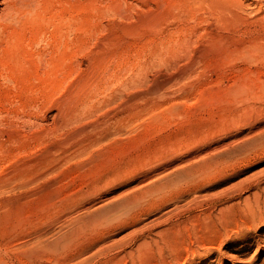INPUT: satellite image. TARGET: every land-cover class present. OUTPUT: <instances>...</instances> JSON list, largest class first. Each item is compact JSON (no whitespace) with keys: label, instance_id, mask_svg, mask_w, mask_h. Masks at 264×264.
Here are the masks:
<instances>
[{"label":"rangeland","instance_id":"374dc122","mask_svg":"<svg viewBox=\"0 0 264 264\" xmlns=\"http://www.w3.org/2000/svg\"><path fill=\"white\" fill-rule=\"evenodd\" d=\"M21 1L0 0V264H264V0ZM164 74L175 96L96 145Z\"/></svg>","mask_w":264,"mask_h":264},{"label":"bare ground","instance_id":"6f19581e","mask_svg":"<svg viewBox=\"0 0 264 264\" xmlns=\"http://www.w3.org/2000/svg\"><path fill=\"white\" fill-rule=\"evenodd\" d=\"M7 1V0H6ZM21 1V0H20ZM22 2V1H21ZM20 2V4H22ZM202 2H203V0H202ZM6 3V2H5ZM14 3H16V2H14ZM13 3V4H14ZM18 4V3H17ZM28 4V3H27ZM30 4V3H29ZM6 6V5H5ZM20 6V5H19ZM210 7V6H209ZM7 8H8V5H7ZM11 8H12V6H11ZM26 9V8H25ZM220 9V8H219ZM227 9V8H226ZM17 10V9H16ZM22 10H23V8H22ZM218 10V9H217ZM216 10V11H217ZM4 11V10H3ZM24 11V10H23ZM8 12V11H7ZM12 12V11H11ZM10 12V13H11ZM14 12V11H13ZM16 12V11H15ZM28 12V11H27ZM5 13H6V11H5ZM193 13V12H192ZM204 13H206V12H204ZM25 15V14H24ZM157 15V13L156 12H153L152 13V16H156ZM200 15V14H199ZM207 15V14H206ZM192 14H191V17L189 18V19H191L192 18ZM198 17V16H197ZM197 17H195V18H197ZM201 17V16H200ZM200 17H198V18H200ZM206 17V16H205ZM211 16H209V18H210ZM218 17V16H217ZM181 18V17H180ZM204 18V17H203ZM208 18V17H207ZM175 19H176V17H175ZM193 19V18H192ZM191 19V20H192ZM200 19H202V18H200ZM200 19H198V20H200ZM205 19V18H204ZM203 19V20H204ZM219 19V18H218ZM178 20V19H177ZM193 21V20H192ZM191 21V22H192ZM204 21H206L205 23H208V21L207 20H204ZM211 21V20H210ZM194 22H198L197 21V19H196V21H195V19H194ZM199 22H202V20L201 21H199ZM204 23V22H203ZM210 23V22H209ZM203 25V24H202ZM201 25V26H202ZM196 26H197V24H196ZM203 27V26H202ZM202 27H200V28H202ZM208 27V26H207ZM80 28V27H79ZM84 28V27H83ZM188 28V27H187ZM192 28V27H191ZM199 28V29H200ZM81 29V28H80ZM179 29V28H178ZM178 29H176V30H178ZM186 29V28H185ZM184 29V30H185ZM189 29V28H188ZM205 26H204V31H205ZM190 31L192 30V29H189ZM195 30V29H194ZM202 30V29H201ZM86 30H84V32H85ZM173 32V30H169V32ZM181 30L179 29V32H178V34H181V32H180ZM190 31H189V34H190ZM193 31V30H192ZM196 31V30H195ZM204 31H203V33H204ZM207 31V30H206ZM83 32V31H82ZM185 32V31H184ZM174 33H176L177 34V31L176 32H174ZM202 33V34H203ZM173 33H170L169 35H166V37L164 38L165 39V41L163 40V38L161 37V39L160 38H158V39H160L161 41H160V44H161V48H157V50L158 49H164V50H160V51H158V56H159V58H162L161 56H166L167 57V61L168 62H171V57H175V56H177V54H176V51H177V49H182V48H184V45H186V44H184L185 42H183V44L184 45H182V44H178V39L180 38H178V39H176V38H172L173 36H171ZM184 34V33H183ZM186 34H188V33H186ZM192 34V33H191ZM196 35V34H195ZM198 35V34H197ZM201 34H199V36H200ZM167 36H168V38H167ZM174 36H175V34H174ZM177 36V35H176ZM175 36V37H176ZM190 36H193V35H190ZM207 36V35H206ZM182 37V36H181ZM197 38H200V37H197ZM204 38V37H203ZM83 39V38H82ZM84 39H85V37H84ZM168 39V40H167ZM181 39V38H180ZM188 39V38H187ZM191 39V38H190ZM178 40V41H177ZM184 40V39H183ZM198 40V39H197ZM86 41V40H85ZM84 41V42H85ZM159 41V40H158ZM163 41H164V43H163ZM188 41V40H187ZM191 41H193V37H192V40ZM179 42H181V41H179ZM197 42V41H196ZM87 43V42H86ZM188 43V42H187ZM159 44V43H158ZM205 44H207V42L205 43ZM190 45V44H189ZM203 45H204V43H203ZM85 46V45H84ZM87 46V45H86ZM85 46V47H86ZM121 46V45H120ZM120 46H118V47H120ZM158 46V45H157ZM176 46V47H175ZM188 46V45H187ZM118 47H117V49H118ZM163 47V48H162ZM185 48H186V46H185ZM86 49V48H85ZM141 49V48H140ZM187 49V48H186ZM191 49H193V47L191 48ZM191 49H190V51H191ZM138 50V49H137ZM136 50V51H137ZM156 50V51H157ZM178 50V51H179ZM188 50V49H187ZM116 51V50H115ZM126 51V50H125ZM127 52V51H126ZM137 52H139V50L137 51ZM155 52V51H154ZM180 52V51H179ZM178 52V53H179ZM195 52V51H194ZM221 52V51H220ZM108 53V52H107ZM122 53V51L120 52V54ZM124 53V52H123ZM135 53V52H134ZM152 53V52H151ZM186 53H188V51L186 52ZM193 53V52H192ZM197 53V52H196ZM195 53V54H196ZM219 53V52H218ZM126 54V53H125ZM128 54V53H127ZM127 54L125 55V57L127 58V60H126V58H125V61H128V57H127ZM155 54V55H156ZM185 54V53H184ZM217 54V53H216ZM221 54V53H220ZM104 55H106V54H104ZM138 55V54H137ZM136 55V56H137ZM149 55V54H148ZM154 55V54H153ZM190 55H192V54H190ZM197 55V54H196ZM111 56V55H110ZM109 56V58H110V60H111V57ZM129 56H131V55H129ZM141 56V53H139V55L137 56V57H140ZM144 56V55H143ZM163 56V57H164ZM178 56H179V54H178ZM219 56V55H218ZM105 57V56H104ZM116 56H114V58H115ZM122 57V56H121ZM132 57V56H131ZM134 57V56H133ZM149 57V56H148ZM155 57V56H154ZM182 57V56H181ZM186 57L188 58V55H186ZM191 57V56H190ZM194 57V56H193ZM221 57V56H220ZM113 58V57H112ZM120 58V57H119ZM158 58V57H157ZM178 59L180 58V57H177ZM122 59H124V57L122 58ZM139 59V58H138ZM137 59V60H138ZM142 59V58H141ZM148 59V58H147ZM146 59V60H147ZM155 59V58H154ZM175 59V58H174ZM190 59V58H189ZM108 60V59H107ZM121 60V59H120ZM119 60V61H120ZM134 60H136V59H134ZM146 60H144V61H146ZM160 60V59H159ZM195 60V59H194ZM109 61V60H108ZM112 61V63H113V60H111ZM111 61H110V63H111ZM125 61H123V62H125ZM143 61V62H144ZM152 61V60H151ZM153 61H156V60H153ZM162 61V60H161ZM166 61V62H167ZM173 61V60H172ZM105 62V61H104ZM118 62V61H117ZM131 62V61H130ZM157 62V61H156ZM156 62H155V64H156ZM165 62V61H164ZM181 62H183V61H181ZM180 62V63H181ZM187 62H189V61H187ZM111 63V64H112ZM129 63V62H128ZM135 63V62H134ZM134 63H130L129 64V66H131V64H132V68L134 67L133 65H134ZM138 63V62H137ZM140 63V62H139ZM142 63V62H141ZM140 63V64H141ZM147 63V62H146ZM172 63V62H171ZM176 63V62H175ZM191 63V62H190ZM117 64V63H116ZM165 64V63H164ZM176 64H179V63H176ZM194 63H192V65H193ZM75 65V64H74ZM104 65V64H103ZM102 65V67H104ZM107 65V64H106ZM105 65V66H106ZM124 65V64H123ZM128 65V64H127ZM138 65V64H137ZM143 65V64H142ZM157 65H159V64H157ZM166 65H167V63H166ZM169 65V64H168ZM186 65V64H185ZM192 65H190V66H192ZM76 66V65H75ZM121 66V65H120ZM119 66V67H120ZM125 66V65H124ZM128 66V67H129ZM135 66H136V64H135ZM148 66H150L151 67V65H149V60H148ZM154 66V65H153ZM160 66V65H159ZM175 66V65H174ZM177 66V65H176ZM184 66V65H183ZM187 66V65H186ZM189 66V65H188ZM114 67H115V65H114ZM127 67V66H126ZM126 67H124V69L126 68ZM130 67V69H132ZM167 67V66H166ZM171 67H172V65H171ZM182 67V66H181ZM115 68H117V65H116V67ZM140 68H141V66H140ZM142 68H144V66L142 67ZM157 68V67H156ZM177 68H178V66H177ZM75 69H77V68H75ZM101 69V68H100ZM104 69H105V67H104ZM107 69V68H106ZM112 69H114V68H112ZM128 68H126V70H127ZM155 69V68H154ZM184 69V68H183ZM186 69V68H185ZM185 69H184V71H185ZM187 69H189V67H187ZM192 69V68H191ZM79 70V69H78ZM142 71H143V69H141ZM149 70V69H148ZM176 70H178V71H180L179 69H176ZM181 70H182V68H181ZM190 70V69H189ZM194 70V69H193ZM129 71H131V70H129ZM137 71V70H136ZM141 71V72H142ZM144 71H146V69L144 70ZM143 71V72H144ZM150 71V70H149ZM192 71V70H191ZM103 72V71H102ZM107 72V71H106ZM108 72H109V70H108ZM112 72V71H111ZM115 72V71H114ZM113 72V73H114ZM125 72V71H124ZM134 71H132L131 73H133ZM140 72V71H139ZM138 72V75L140 74ZM154 72V71H153ZM159 72V71H158ZM157 72V73H158ZM175 72V71H174ZM189 72V71H188ZM122 73V72H121ZM120 72L118 73V74H121ZM130 73V72H129ZM150 73H152V72H150ZM180 73H182V71L180 72ZM184 73V72H183ZM108 74V73H107ZM106 74V75H107ZM118 74H115L116 76L118 75ZM135 74V73H134ZM141 74H143V73H141ZM145 74V73H144ZM148 74V73H147ZM153 74V73H152ZM184 74H187V73H184ZM97 75V74H96ZM104 75V74H103ZM112 75V74H111ZM114 75V74H113ZM154 75V74H153ZM165 75V74H164ZM99 76V75H98ZM116 76H115V78H116ZM120 76V75H119ZM123 76V75H122ZM127 76V75H126ZM152 76V75H151ZM160 76V75H159ZM173 76H175L174 74H173ZM173 76L171 75V76H167V75H165V76H162V77H160V79H158V80H156L155 81V83H153L154 85L152 86V87H150L148 90H146L145 89V91H138V90H136V88L135 89H133V90H135V91H138L137 92V94H135L134 95V97H132V98H130V97H128V98H130L129 100H128V102H127V106H126V108L125 109H122V110H120L119 112H117V111H115V112H113V114L112 115H110V114H108V115H110L108 118H107V120H102V121H100V123H99V120H98V117H97V115H96V119L98 120V123L96 124V129L97 128H101V130L103 131V133H101V134H98L94 139V141H96L95 142V144L96 145H98L99 144V142L101 143V140H104L107 136H110L111 134H112V132H110V130H109V128L106 130V127L108 126V125H110V122H112V124L113 125H116L115 127L117 128V131H116V133H118V131H122L123 130V128H125L126 129V125L128 126V123H131L135 118L137 119V117H135V116H131L133 113H134V111L135 112H137V109L139 108V110H141V109H144V108H151L152 109V107H153V109L155 110V109H158V108H156L157 106H159L162 102H161V100L162 101H167L168 102V100H170L172 97H174L175 95V93H176V91H175V93L173 94V93H165V85H167V84H169L171 81H172V79H173ZM182 76V75H181ZM189 76H191V75H189ZM97 77V76H96ZM103 77V76H102ZM112 77V76H111ZM130 77V76H129ZM141 77H143L142 75H141ZM144 77H145V75H144ZM143 77V78H144ZM147 77V76H146ZM187 77V76H186ZM95 78V77H94ZM93 78V79H94ZM100 78V77H99ZM104 78H105V76H104ZM119 78H122V77H119ZM124 78H125V75H124ZM138 78V77H137ZM149 78V77H148ZM153 78V77H152ZM185 78V77H184ZM183 78V79H184ZM190 78V77H189ZM103 79V78H102ZM106 79V78H105ZM108 79V78H107ZM157 79V78H156ZM182 79V78H181ZM98 80H100V79H98ZM104 80V79H103ZM108 80H111L110 78L108 79ZM120 80V79H119ZM127 80V78H125V79H123V81H126ZM180 80V79H179ZM188 80V79H187ZM114 81H117L116 79H114ZM113 81V82H114ZM136 81H137V79H136ZM141 81V80H140ZM146 81H149V80H147L146 79ZM145 81V82H146ZM182 81V80H181ZM184 81V80H183ZM95 82V81H94ZM119 82V81H118ZM135 81H134V79H132V81H131V79L129 80V84L131 85L132 84V86L134 85L133 83H134ZM215 82V81H214ZM97 83H99V81L97 82ZM102 83H104L103 81H102ZM128 83H127V85H128ZM137 83H138V81H137ZM137 83H135V84H137ZM124 84V83H123ZM116 85H117V83H116ZM118 85H119V83H118ZM142 85V84H141ZM140 85V86H141ZM146 85V84H145ZM174 85V84H173ZM176 85V84H175ZM174 85V86H175ZM100 86V85H99ZM105 86V85H104ZM129 86V85H128ZM137 86V85H136ZM168 86V85H167ZM171 86V85H170ZM91 87V86H90ZM96 87V86H95ZM94 87V88H95ZM116 87V86H115ZM124 87H126V86H124ZM146 87V86H145ZM173 87V86H172ZM181 87V86H180ZM102 89H103V85H102V87H101ZM100 88V89H101ZM112 88V87H111ZM110 88V89H111ZM117 88V87H116ZM127 88V87H126ZM134 88V87H133ZM140 88V87H139ZM142 88V87H141ZM234 88H236V87H234ZM99 89V88H98ZM101 89V90H102ZM113 89H114V87H113ZM128 89V88H127ZM132 89V88H131ZM169 89H170V87H169ZM231 89H233V88H231ZM240 89H242V87H240ZM91 90V89H90ZM90 90H88L87 92H89ZM106 90V89H105ZM114 90H117V91H113V95H111L109 98H107L106 97V99H105V101L103 100V102H106V104H108V105H111V104H109V101H115L116 102V100L117 99H119L120 100V98H121V93L123 92L122 90L123 89H120V87L118 88V89H114ZM125 91H126V89H124ZM129 90V89H128ZM127 90V91H128ZM140 90V89H139ZM166 90H168V89H166ZM182 90H185V89H182ZM181 90V91H182ZM229 90V89H228ZM237 90V89H236ZM97 91V90H96ZM111 91V90H110ZM124 91V92H125ZM132 91V90H131ZM130 91V92H131ZM161 91V93H159ZM186 91V90H185ZM92 92V91H91ZM106 93L108 92V91H105ZM104 92V93H105ZM129 92V91H128ZM183 92V91H182ZM181 92V93H182ZM90 93V92H89ZM88 93V94H89ZM95 93V92H94ZM93 93V94H94ZM99 93V92H98ZM97 93V94H98ZM101 93V92H100ZM111 93V92H110ZM127 93V92H126ZM178 93V92H177ZM180 93V92H179ZM178 93V94H179ZM108 94V93H107ZM123 94V93H122ZM174 96H173V95ZM177 94V95H178ZM183 94V93H182ZM234 94V93H233ZM236 94H238V93H235V95ZM181 95V94H180ZM179 95V96H180ZM229 95H230V93H229ZM94 97H95V95H93ZM98 96V95H97ZM103 96H104V94H103ZM102 96V97H103ZM130 96V95H129ZM184 96V95H183ZM183 96H182V99H183ZM234 96V95H233ZM102 97H101V99H102ZM105 97V96H104ZM192 97V96H191ZM237 97V96H236ZM95 98H97V97H95ZM123 98V97H122ZM139 98H141L142 100H143V102H144V104H142V105H140V104H138V101L140 100ZM178 98V97H177ZM180 98V97H179ZM178 98V99H179ZM92 99H94V98H91L90 100H92ZM98 99V98H97ZM97 99H96V101H97ZM236 99V98H235ZM89 100V99H88ZM89 100V101H90ZM99 100V102H101L100 101V99H98ZM156 101L155 103H153V101ZM173 100H174V98H173ZM175 100H176V98H175ZM180 100H181V98H180ZM180 100H177V101H180ZM95 101V100H94ZM150 101H152V103L150 102ZM172 101V100H171ZM245 100L243 99V102H244ZM85 102V101H84ZM87 102V101H86ZM103 102L101 103V104H103ZM142 102V103H143ZM166 102V103H167ZM175 102V101H174ZM217 102V101H216ZM221 102V101H220ZM234 102H235V100H234ZM242 101H240L239 103H241ZM92 103V102H91ZM98 103V102H97ZM114 103V102H113ZM119 103V102H118ZM121 103V102H120ZM120 103H119V105H120ZM151 103V104H150ZM222 103H225V101L224 102H222ZM230 103H232V102H230ZM236 103H238V102H236ZM88 104V103H87ZM86 104V105H87ZM95 104V103H94ZM117 104V103H116ZM122 104V103H121ZM169 104V103H168ZM167 104V105H168ZM228 104V103H227ZM233 104V103H232ZM242 104V103H241ZM82 105V104H81ZM88 105H90V104H88ZM87 105V106H88ZM96 105V104H95ZM100 105V104H99ZM99 105H98V107H99ZM107 105V106H108ZM113 105V104H112ZM244 105V104H243ZM101 106H105V105H101ZM115 106V105H114ZM237 106V105H236ZM84 106H82V108H83ZM90 107H91V105H90ZM98 107H96V109L98 108ZM76 108V107H75ZM81 108V107H80ZM84 108H86V107H84ZM93 108V107H92ZM95 108V107H94ZM106 108H108V110L110 109L109 107H105L104 109H106ZM78 109H79V107H78ZM87 109V108H86ZM89 109H91V108H89V106H88V109H87V112L86 113H88V112H90V111H88ZM103 109V110H104ZM84 110V109H83ZM101 109H99L98 111H100ZM113 110H114V108H113ZM74 111V110H73ZM97 111V112H98ZM106 110H104V112H105ZM149 111V110H148ZM153 110H151V112H152ZM94 112V111H93ZM96 112V113H97ZM112 112V111H111ZM234 112V111H233ZM77 112H76V110H75V112H74V114H76ZM80 113H82V111L80 112ZM84 113V112H83ZM101 113V112H100ZM149 113V112H148ZM230 113V112H229ZM73 114V113H72ZM85 114V113H84ZM83 114V115H84ZM107 115V116H108ZM243 116V114H240L239 116ZM78 117L80 116V115H77ZM82 116V115H81ZM138 116V115H137ZM246 116H249V115H246ZM100 117V116H99ZM141 117V116H140ZM234 117V116H233ZM236 117V116H235ZM245 117V116H244ZM244 117H242V119L240 118V120H245V119H243ZM73 118H75V117H73ZM232 118V117H231ZM82 119H83V117H82ZM221 119V118H220ZM219 119V120H220ZM224 119V118H223ZM233 119H235V118H233ZM248 119V118H247ZM75 120H77V118L75 119ZM78 120H80L79 118H78ZM95 120V119H94ZM230 121H231V119H229ZM239 119H237V121H238ZM227 121V120H226ZM234 121V120H233ZM232 121V122H233ZM237 121L235 120V122H236V124H237ZM125 122L127 123L126 125H125ZM228 122V121H227ZM262 122V121H261ZM260 122V123H261ZM134 123V122H133ZM229 123V122H228ZM245 123V122H244ZM247 123V122H246ZM230 124V123H229ZM263 124H264V122H263ZM262 124V125H263ZM93 125H94V123H93ZM233 125V124H232ZM231 125V126H232ZM88 126V125H87ZM90 126V125H89ZM110 127V126H109ZM111 127H113V126H111ZM121 127H122V129H121ZM264 127V126H263ZM230 128V127H229ZM261 128H262V126H261ZM96 129H94V130H96ZM114 129V128H113ZM120 129V130H119ZM90 131H93V130H91V129H89ZM100 130V131H101ZM262 130V129H261ZM83 132H84V130H83ZM104 132H106V133H104ZM114 132V131H113ZM93 133V132H92ZM120 133V132H119ZM119 133L117 134V135H119ZM122 133V132H121ZM247 133V132H246ZM81 134V133H80ZM97 134V133H96ZM116 135V134H115ZM116 135V137H118ZM116 137H114V138H116ZM76 138V137H75ZM108 138V137H107ZM240 138V137H239ZM112 139V138H111ZM90 140V139H89ZM114 140V139H113ZM222 141H224V140H222ZM231 141H234V140H231ZM231 141H229V142H231ZM236 141V140H235ZM105 142H107V141H105ZM237 142V141H236ZM98 143V144H97ZM108 143V142H107ZM107 143H105V144H107ZM232 143V142H231ZM235 143V142H234ZM95 144L93 145V146H95ZM169 144V143H168ZM233 144V143H232ZM232 144H231V146H232ZM91 146H92V144H90ZM101 145V144H100ZM230 145V144H229ZM234 145V144H233ZM237 145H238V143H237ZM256 145L258 146V147H264V145L261 143V142H257V143H253V144H251L250 145V147L251 148H253L254 147V149H255V151L257 150V147H256ZM166 146V145H165ZM169 146V145H168ZM239 146V145H238ZM240 146H242V145H240ZM244 146V145H243ZM86 147V146H85ZM163 147V146H162ZM172 148L173 147H170V148H165V149H167V151H171L172 150ZM242 148H245V146L244 147H242ZM53 149V148H52ZM88 150L90 149V147L89 148H87ZM87 149H86V151H87ZM84 150H85V148H84ZM49 151H50V149H49ZM53 151V150H52ZM78 151V150H77ZM220 151V150H219ZM239 152L241 151V149L240 150H238ZM51 152V151H50ZM75 152V151H74ZM151 152V151H150ZM159 152V151H158ZM163 152V150H161V152H160V154ZM164 153V152H163ZM202 153V152H201ZM261 153H262V150H261ZM46 154H47V152H46ZM68 154V153H67ZM78 155H79V153H77ZM86 154V153H85ZM146 154V153H145ZM237 154V153H236ZM70 155V154H69ZM171 155H172V153H171ZM61 156H63V154L61 155ZM71 156V155H70ZM155 156V155H154ZM166 156H168V155H166ZM75 157V156H74ZM77 157V156H76ZM229 157V156H228ZM66 159V158H65ZM65 159H63V160H65ZM68 161V160H67ZM63 163V162H62ZM55 167V166H54ZM53 167V168H54ZM53 168H51V169H53ZM55 170V169H54ZM50 171V169L48 170V172ZM47 172V171H46ZM117 175V174H116ZM109 176V175H108ZM112 177V176H111ZM146 177H148V175L146 176ZM114 178V177H113ZM111 179V178H110ZM140 179V178H139ZM106 181V180H105ZM141 181V180H140ZM262 181V180H261ZM135 182H137V181H135ZM107 183L108 182H106V185H107ZM139 183V182H138ZM138 183H136V184H138ZM142 183V182H141ZM264 183V182H263ZM105 184V183H104ZM256 184H257V180H256ZM263 185V184H262ZM261 185V186H262ZM103 187V186H102ZM214 187V186H213ZM257 187V186H256ZM254 188V187H253ZM256 189V188H255ZM254 189V190H255ZM261 189V188H260ZM259 189V190H260ZM230 192V191H229ZM263 192H264V190H263ZM142 193V192H141ZM255 193V195L253 196V197H255V204H256V207H257V210L259 211V210H261V209H259V208H261L260 206H259V203H261V201H258V199L259 198H261L260 196H262L259 192L257 193V192H254ZM144 194V193H143ZM142 194V195H143ZM146 194V193H145ZM225 194V193H224ZM140 195V194H139ZM217 195V194H216ZM222 195H223V193H222ZM221 195V196H222ZM226 195V194H225ZM141 196V195H140ZM227 196V195H226ZM230 196V195H229ZM217 197V196H216ZM228 197V196H227ZM232 197V196H231ZM229 198V197H228ZM263 198V197H262ZM128 199H129V197H128ZM134 199V198H133ZM136 199H138V198H136ZM185 199V198H184ZM231 199V198H230ZM229 199V200H230ZM140 200V199H139ZM217 200V199H216ZM232 200V199H231ZM260 200H262V199H260ZM127 201H129V200H127ZM136 201V200H135ZM142 201V200H141ZM132 202V201H131ZM263 202V201H262ZM135 203V202H134ZM138 203V202H137ZM142 203V202H141ZM224 203V202H223ZM129 204H131V203H128V205ZM139 204V203H138ZM230 204V203H229ZM132 205V204H131ZM221 205V204H220ZM223 205V204H222ZM224 205H225V203H224ZM223 205V206H224ZM227 205V204H226ZM258 205V206H257ZM141 206V205H140ZM128 207V206H127ZM136 207V206H135ZM134 207V208H135ZM224 207H226V206H224ZM218 206L216 207V209H217V211H218ZM225 208H220V210L219 211H222V210H224ZM129 210H131V209H129ZM256 210V211H257ZM262 211V210H261ZM136 212V211H135ZM140 213V212H139ZM142 213V212H141ZM108 214V213H107ZM251 214H253V213H251ZM111 215V214H110ZM216 215V214H215ZM136 216V215H135ZM134 216V217H135ZM105 217H108V215H106ZM110 217V216H109ZM106 219V218H105ZM109 219V218H108ZM110 219H111V217H110ZM101 223V222H100ZM107 223H109V222H106V224ZM142 223V222H141ZM105 223H104V225H106ZM149 224V223H148ZM140 225V224H139ZM142 225V224H141ZM153 225V224H152ZM85 227L84 228H86V225H84ZM95 226V225H94ZM136 226V225H135ZM227 226V225H226ZM90 227H93V226H90ZM134 227V226H133ZM138 227V226H137ZM145 227V226H144ZM150 227H152V226H149V228ZM154 227V226H153ZM146 228V227H145ZM132 230V229H131ZM134 230H136V227L134 228ZM147 230V229H146ZM153 230V229H152ZM159 230V229H158ZM148 231V230H147ZM163 231V230H162ZM132 232V231H131ZM130 232V233H131ZM144 232V228H140V231L139 232H137V233H143ZM157 232V231H156ZM159 232V231H158ZM145 233V232H144ZM155 233V232H154ZM158 235H160L159 233H158ZM134 236H135V234H134ZM144 236H146V235H144ZM151 236V235H150ZM231 236V235H230ZM139 237V236H138ZM141 237V236H140ZM139 237V238H140ZM151 238V237H150ZM156 238V237H155ZM145 239V238H144ZM147 241V240H146ZM146 241L144 240V242L142 243V244H140V246H142V245H144L145 243H146ZM139 243H141V242H139ZM203 250H205V249H203ZM208 250H210V249H207L206 251H208ZM195 251H197V250H195ZM131 253V252H130ZM210 253V252H209ZM211 254V253H210ZM230 259H234V258H232V257H230ZM236 259V258H235ZM237 261V260H236Z\"/></svg>","mask_w":264,"mask_h":264}]
</instances>
